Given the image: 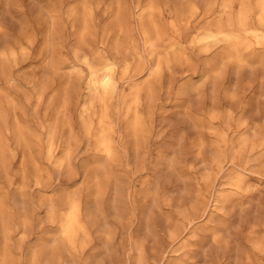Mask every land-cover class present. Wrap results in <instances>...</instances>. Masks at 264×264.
I'll return each instance as SVG.
<instances>
[{
  "label": "rangeland",
  "instance_id": "obj_1",
  "mask_svg": "<svg viewBox=\"0 0 264 264\" xmlns=\"http://www.w3.org/2000/svg\"><path fill=\"white\" fill-rule=\"evenodd\" d=\"M262 1L0 0V264H264Z\"/></svg>",
  "mask_w": 264,
  "mask_h": 264
},
{
  "label": "bare ground",
  "instance_id": "obj_2",
  "mask_svg": "<svg viewBox=\"0 0 264 264\" xmlns=\"http://www.w3.org/2000/svg\"><path fill=\"white\" fill-rule=\"evenodd\" d=\"M261 11H262L261 17L263 18L262 20H264V0L261 3ZM239 26L242 30H251L255 33H258V31H256L254 28L252 30L251 28L248 27V23L245 16H243L239 20ZM259 36L262 37V35ZM223 39L234 40L235 47H237L238 45L240 47L241 44L243 43V39L241 38L240 33L238 37V35H236L233 31L229 32L226 31L224 28L209 29L205 32V34L201 38L202 41H206L208 43L221 41ZM116 68H117V64L115 62L108 61L101 70L93 69L92 72L93 87L96 89H103L106 93H108L110 90L115 88L117 84ZM133 124L135 126V122H133ZM100 144L109 154L113 152L111 148V138L110 136L107 135L105 130H103L102 137L100 139ZM68 204H69V210L66 217L64 218L61 233L65 242L68 243L70 246H72L78 244L77 235L81 229L80 205L76 197L70 198ZM31 264H37L36 256Z\"/></svg>",
  "mask_w": 264,
  "mask_h": 264
}]
</instances>
